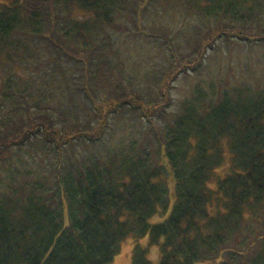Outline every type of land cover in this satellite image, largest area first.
Masks as SVG:
<instances>
[{"label": "trees", "instance_id": "1", "mask_svg": "<svg viewBox=\"0 0 264 264\" xmlns=\"http://www.w3.org/2000/svg\"><path fill=\"white\" fill-rule=\"evenodd\" d=\"M178 2L217 21L218 36L264 41L259 33L264 0ZM129 6L130 0H0L2 78L16 85L17 78L10 74L15 67L41 65L44 60L52 65L41 67L45 79L39 92H29L17 109L16 119L28 118L17 128V138L5 129L0 132V264H112L130 235L149 238L148 246L134 247L131 264H152V245L161 248L159 264H264V89L258 91V83L256 89L197 83L176 113L168 110L170 100L162 108L154 104L160 96L165 99L159 87L162 94L155 100H139L126 92L131 81L122 83L117 75L122 64L112 69L102 54L105 43L100 42L105 28ZM143 33L147 38L157 35L146 29ZM38 40L50 49L49 57L28 42ZM165 47L178 59L166 40ZM208 47L214 48L212 41H204L197 62L182 64L181 72L197 71ZM65 58L73 60L74 68L95 65L84 75L113 92L107 94L110 117H104L98 102L101 92L81 89L94 104L100 129L92 131L94 121H86L73 130L71 122L78 118L69 106L58 121L62 128L47 124L51 111L46 102L52 95L72 103L65 91H76L61 86L51 93L49 86L58 73L73 79L63 73ZM32 84L26 83L24 90H31ZM3 96L1 100L12 97ZM127 113L147 125L140 145L133 141L126 148L114 146L106 160L89 156L87 149L106 141L112 118ZM33 135L43 147L31 161L34 170H22L8 149L16 152L27 146ZM8 139L17 140L7 145ZM144 140L146 146L160 141L162 150H145ZM84 145L85 156L78 162L65 160L64 152L71 158L72 151L80 153ZM226 152L229 173L221 174ZM167 211L166 220L149 222L157 212Z\"/></svg>", "mask_w": 264, "mask_h": 264}, {"label": "rangeland", "instance_id": "2", "mask_svg": "<svg viewBox=\"0 0 264 264\" xmlns=\"http://www.w3.org/2000/svg\"><path fill=\"white\" fill-rule=\"evenodd\" d=\"M142 7L145 9L142 10ZM128 8H130L128 11L118 13L113 22L105 28V31L100 36V42L105 43L104 46L107 49L103 48L104 52L102 54L104 59H108L112 69L115 70L122 64L120 65L121 71L117 74L119 77L122 76V83L124 84L126 80L131 81V87L127 88L126 86V92H133V95H136L139 100L144 102V99H147L146 103H149L147 101L155 100V97L158 98L162 94L157 92L159 87L165 92V99L160 96L159 101L154 104H158L157 107L162 108L170 100L171 107L168 110L176 113L185 102L184 100L192 94V89L197 83L204 84L209 82L213 84V87L217 85L218 87L230 86L229 89H233L236 85H249L256 89V83H258V91L264 89V41L249 43L240 41L236 37L227 39L224 36H218L220 28H218L217 21L214 19L207 20L203 16H199L196 11L188 9L184 4H180L178 0H130ZM137 10H140L141 15L136 12ZM263 27L264 23L259 32L262 36H264ZM145 29L157 35L147 38L143 33ZM230 33L236 32L230 31ZM252 36L254 35L252 34ZM165 40L178 59L170 57L165 47ZM204 41H212L214 48H207L205 56L201 60L200 68L195 72H181L183 70L182 64L186 65L191 60H194L193 63L197 62V49H200ZM28 42L32 49L38 51L43 57H49L50 49L45 42L39 40ZM81 51L78 50L76 52L80 53ZM81 54H85V52ZM64 60L62 67L66 72L63 73L68 74V77L73 79L70 80L58 73L56 78H53L54 83L49 86L51 93L61 86L73 88L76 91H69V89L65 91L70 96L72 103H68L67 98L64 96L61 97L65 98L62 101L58 94L52 95V98L46 102L48 109L51 111L46 114L50 118L47 124L53 126L54 129L62 128L58 121H60L64 110L67 109L66 107L69 106L74 109V114L78 118L75 122H71L73 130L75 128L80 129L86 121H89L90 124L94 121L92 131L100 129L96 120V112L92 109L94 104L84 94V90L81 89L88 87L93 94L101 92L100 95L102 96H99L98 102L102 106L104 117L109 115L106 114L110 106L108 104L110 99L108 95L111 96L113 92H108L105 87H99L93 76L84 75L85 70H94L96 68L95 65L91 68L90 66L88 68H83L82 66L74 68L73 60L69 58ZM2 66L0 63V92H2L0 97V132L3 133L5 129L10 137L17 138V128H22L28 120L26 116L16 119V114L20 113V110L18 112L17 109L22 108L25 97H30L29 92L35 90L39 92V87L45 79L42 77L41 67L43 68L44 66L47 69L52 65H49L48 61L44 60L41 65L31 62L29 65H24V67H15L14 70L10 71V74L12 77L17 78L16 85L15 83L9 85L2 78ZM54 68L58 71L60 70L59 66ZM205 70L208 74H206ZM31 71H34V74H31ZM88 71L87 73H90ZM170 75L172 76L169 78ZM30 81H33L31 85L32 91L30 89L25 91V84ZM151 85L153 89L150 88ZM209 85L205 86L207 90H209ZM44 91L47 92V89L45 88ZM77 91L79 92L77 93ZM26 92L28 93L27 95H25ZM5 94H10L12 97L1 100ZM16 102H20V105H17ZM55 106H57V109L54 110ZM162 110L165 111V108ZM128 113L115 116V119L112 118L113 126L111 129L108 127L109 132L105 134L106 141L102 145L92 146L87 149L86 153L89 156L94 155L106 160L108 157L107 153L114 146L126 148L133 141L140 145L143 141L140 140L143 138L141 131H146L147 125L144 122L134 120L133 116H129ZM94 117L95 120H93ZM37 118L33 119L37 120ZM140 118L143 119L142 117ZM71 119L73 118L71 117ZM150 134L151 132H149ZM32 138L31 141L26 143H29L27 146L19 148L16 152L11 148L8 149L10 151L9 154L16 156L18 165L22 170H34L35 162L32 163L31 161H36L39 151L43 147L40 137L33 135ZM15 140L17 139L9 140L7 145ZM147 146L145 141V150L151 152L162 150L161 142L157 140L154 144L147 143ZM36 149L38 151L35 152ZM80 151V153L76 150L72 151L71 158H69L67 152H64L65 160L69 161L72 159L74 162H78L81 159L80 157L85 156V145L80 148ZM159 158L158 155H154V160ZM225 159L222 169H219L221 174L229 173L230 161L227 152ZM169 213L170 211L164 214L157 212L149 219V222H162L166 220ZM148 242V236H128L122 241L120 252L116 254L112 264H131L134 247L136 245L146 247ZM148 256L152 264H159L162 256L160 246H150Z\"/></svg>", "mask_w": 264, "mask_h": 264}]
</instances>
